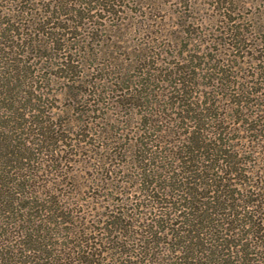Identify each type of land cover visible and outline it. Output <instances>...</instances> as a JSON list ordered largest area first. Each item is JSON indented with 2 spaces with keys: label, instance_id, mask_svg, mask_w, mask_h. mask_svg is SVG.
Here are the masks:
<instances>
[{
  "label": "rangeland",
  "instance_id": "1",
  "mask_svg": "<svg viewBox=\"0 0 264 264\" xmlns=\"http://www.w3.org/2000/svg\"><path fill=\"white\" fill-rule=\"evenodd\" d=\"M63 1L67 3L62 9L49 11L60 12L56 23L76 35L65 40L69 39V47L78 45L71 48L80 64L79 82L67 88L70 82L61 78L62 73L50 75L54 70L46 65V73L35 74L43 78L36 84L41 87L36 92L39 102L27 104L20 95L28 91L21 75L19 81L26 85L18 88L17 83L15 91L0 100V125H5L7 138L13 144L29 141V151L23 153L29 159L20 161L21 175L39 167L36 185H41V192L54 191L65 203L80 204L92 216L109 213L110 204L119 199L126 198V205L142 199L134 186L115 180L111 185L117 190L101 189L110 182L108 177L130 173L131 158L137 154L135 140L148 135L152 145L173 153L186 145V136L197 127L207 131L201 132L206 140L212 139L215 123L226 127L227 137L234 139L230 147L254 152L245 167L264 174V0H56L55 4ZM81 2L86 5L81 7ZM7 13L0 0V55L7 51ZM17 59L29 61V71L44 62L35 53ZM58 61L55 57L53 65ZM13 66L0 74L2 96L5 77L16 83ZM11 161L0 160L3 171L9 164L18 167ZM239 182L235 180L237 191L243 189ZM22 202L26 205V200ZM16 207L12 219L22 213ZM27 208V214L36 211ZM7 214L1 205L2 230ZM245 239L251 246L260 245L251 237Z\"/></svg>",
  "mask_w": 264,
  "mask_h": 264
},
{
  "label": "trees",
  "instance_id": "2",
  "mask_svg": "<svg viewBox=\"0 0 264 264\" xmlns=\"http://www.w3.org/2000/svg\"><path fill=\"white\" fill-rule=\"evenodd\" d=\"M1 1L8 12L4 23L8 43L0 55V74L17 63L13 66L16 83L5 77L1 102L15 91L17 83L18 88L27 83L28 91H20L27 104L39 102L36 92L41 87L36 84L43 78L36 75L46 73V65L54 70L50 75L62 73L61 78L70 82L67 88L73 89L79 82L80 64L72 51L78 45L69 47L65 38L76 35L56 23L60 12L49 11L51 7L62 9L67 2ZM29 53L39 54L44 67L29 71V61L17 59ZM55 57L59 63L53 65ZM4 126L0 125V160L9 163L14 159L19 165L9 164L4 171L0 167V204L8 213L5 230L0 228L4 231L0 233V264H264V174L245 167L254 152L244 146V151L230 147L234 139L227 137L229 132L220 123L212 125V139L206 140L202 134L207 131L197 127L186 136V145L173 153L152 145L148 135L135 140L137 154L131 158L130 173L108 177L110 182L101 189L117 190L111 185L116 181L134 186L142 199L137 197L128 205L126 198L119 199L110 204L109 213L93 216L80 204L65 203L54 191H42L43 198H39L41 185H36V178L41 169L20 173V161L29 159L23 157L29 141L13 144ZM235 180L240 181L242 191L235 189ZM14 204L22 213L12 219ZM27 207H34L35 213L27 214ZM247 237L260 245L244 242Z\"/></svg>",
  "mask_w": 264,
  "mask_h": 264
}]
</instances>
